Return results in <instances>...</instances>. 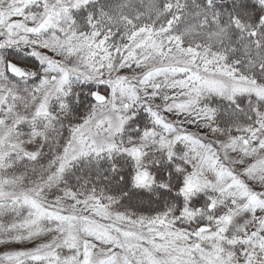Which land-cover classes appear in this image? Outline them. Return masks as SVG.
Here are the masks:
<instances>
[{"label": "snow or ice", "instance_id": "obj_1", "mask_svg": "<svg viewBox=\"0 0 264 264\" xmlns=\"http://www.w3.org/2000/svg\"><path fill=\"white\" fill-rule=\"evenodd\" d=\"M0 264H264V0H0Z\"/></svg>", "mask_w": 264, "mask_h": 264}]
</instances>
